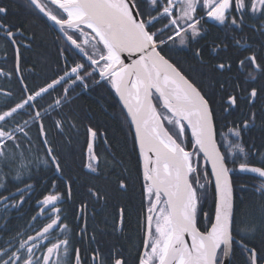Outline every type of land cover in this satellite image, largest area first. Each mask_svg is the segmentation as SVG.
I'll use <instances>...</instances> for the list:
<instances>
[{"label": "snow or ice", "instance_id": "1", "mask_svg": "<svg viewBox=\"0 0 264 264\" xmlns=\"http://www.w3.org/2000/svg\"><path fill=\"white\" fill-rule=\"evenodd\" d=\"M28 3L58 27L70 46L62 54L74 55L71 63L67 55L63 56L62 72L43 86L29 91L24 84L23 98L0 112V188H6L12 179L22 181L25 173L31 175L30 165L36 161H27L22 151L25 142L31 147L30 126L36 125L42 143L47 145L43 120L64 107L70 91L87 90L90 81L95 84L106 81L118 94L135 126V139L143 160V190L148 203L138 264H236L237 251L243 256L242 264H264V243L250 246L246 242L264 229L243 220L237 222L232 182V172L237 169L229 168L227 162L229 155L235 157L237 153L246 160L243 130L251 126L256 114L252 112L249 119L228 128L223 143H218L219 123L224 120V113L238 107V95L229 93L226 98L214 99L210 91L203 92L168 55L177 37L185 45L201 34L198 8L206 9V15L220 24L228 22L242 28L248 13L264 20V0H28ZM6 15L7 9L0 6V17ZM258 30L264 34V27ZM0 32L14 45L18 67L17 36H23V32L19 28L14 31L3 20H0ZM196 55H200L199 50ZM238 65L253 69L247 72L246 79L256 80L257 75L264 78V59L258 60L255 53L240 59ZM231 67V63L216 65L221 71ZM58 87L60 95L42 108L39 101ZM245 91L244 99L249 103L264 95V88ZM216 104L222 108L219 114ZM17 116L27 119L20 122ZM54 124L62 130L63 120ZM165 125L171 126L174 134ZM186 130L191 132L190 151L186 149ZM88 132L94 142L97 132L92 128ZM93 142L87 145L86 167L96 172L99 157ZM222 147L226 150L222 151ZM45 151V159L38 162L61 171L52 148ZM201 161L205 165L210 162L216 190L214 221L204 231L197 226L201 193L206 192V185L212 181L208 180L207 168H202ZM238 170L264 178V167L248 162H240ZM127 187L121 179L118 188L127 190ZM26 188L31 189L32 185L17 188L21 199L13 207L24 203ZM260 189H264V182ZM90 192L101 198L98 192L91 189ZM15 196V192L0 195V204L7 208ZM67 197H71L70 184ZM63 199V194L55 193L39 201L42 206H51L50 222L35 235L18 241V245L5 241L6 246L0 247V264H85L81 250L69 238V225L64 223L61 208L56 206ZM86 208L87 204L81 205V216ZM40 211L43 213L44 208ZM204 215L206 218L207 214ZM124 218L125 209L120 208L118 227H123ZM55 230L63 233V238L50 239ZM86 234L85 222L77 235L83 238ZM90 259L93 264H127L119 252L110 254L106 260L94 250Z\"/></svg>", "mask_w": 264, "mask_h": 264}, {"label": "trees", "instance_id": "2", "mask_svg": "<svg viewBox=\"0 0 264 264\" xmlns=\"http://www.w3.org/2000/svg\"><path fill=\"white\" fill-rule=\"evenodd\" d=\"M6 20L14 27L21 28L28 35H34L32 45L34 51H28L23 55V63L35 72L33 79L30 83L28 82L29 90L36 89L40 84L43 86L45 82L62 72V59L55 52V45L47 27L41 24L39 20L33 19L32 14L26 9L21 10L16 6L9 10ZM4 44L3 41H0V49ZM205 45L201 52L205 64L200 63L192 52H185L187 49H182V47H187V44L181 45L179 37H177L176 43L171 45V50L168 51L172 62L203 92L210 91L214 99L220 100L221 97L226 98L229 93L238 95L239 90H243L247 94L245 90L250 91L252 87L264 88V79L260 80V84L248 83L244 85L241 78L235 77L237 74L235 68L232 69L233 78L228 77L226 71L220 72L214 69L213 64L225 63L224 61L233 57L236 59L237 56H232V54L223 51L213 57ZM70 58L72 60L73 56ZM76 59L79 60L80 57L76 56ZM208 61L211 63H207ZM89 84L94 86L86 92H82L81 88H76L74 92L70 91L69 97H76L60 110L59 113L64 114L59 116L58 120H63L62 131L64 133H57L55 136L54 126L49 124L46 125L45 130L48 141L54 147L56 156L61 160V175L65 181H69L75 203L80 204L82 202L86 195L87 186L96 187L97 192L105 196L104 215L98 219V224L103 227L101 228L102 231H97L96 224L93 223L96 245L102 256L107 259L110 254L119 252L127 260V264H138L137 257L142 251L143 217L147 203L135 139L127 116L111 85L106 81L96 85L90 81ZM221 85L224 87L221 88ZM17 89L19 90V87ZM59 95L58 87L50 96L41 100L40 106L42 108L47 107L46 103L48 104L53 97ZM2 106L5 108L4 103H1L0 107L2 108ZM214 107L218 114L222 112L219 104L214 105ZM262 110H264V95L258 96L253 105L239 99L236 110H231L227 114L224 113V120L219 123V126H224L227 131L234 124L239 125L240 122L249 119L250 113L256 114L251 126L243 130L242 143L248 151L247 162L257 167H264V162H262L264 160V111ZM16 119L22 122L24 117L17 116ZM89 128L97 132V137L101 142V147L97 149V156L102 161L101 170L104 171L105 175L110 176L104 181L83 171ZM34 137L41 144L38 133ZM185 138L187 150H191L192 141L188 130L185 132ZM26 140L27 138H25ZM22 151L27 160L41 159L39 157L40 150H36L37 154L35 155L34 147L24 146ZM228 166L237 169L232 172L235 197L234 212L237 222L243 220L264 229V189H260V184L263 181L256 176L240 172L237 165L234 166L228 162ZM207 171L208 180L211 181L209 170L207 169ZM121 179H124L128 185L127 190L118 188ZM60 183L62 190L67 194L65 182L60 180ZM215 204V189L213 184L209 183L206 185V192L201 193L200 213L197 222L201 231L210 227V223L214 219ZM120 208L125 209V218L121 236L118 237L116 228ZM205 213L207 214L206 218ZM19 226L18 223L15 227ZM246 242L250 243V246L261 245L264 243V231H258L254 237L250 236ZM91 248H94V245ZM257 250L259 251V247ZM235 259L236 264H242L243 256L239 251H237Z\"/></svg>", "mask_w": 264, "mask_h": 264}, {"label": "flooded vegetation", "instance_id": "3", "mask_svg": "<svg viewBox=\"0 0 264 264\" xmlns=\"http://www.w3.org/2000/svg\"><path fill=\"white\" fill-rule=\"evenodd\" d=\"M44 2V0H42ZM0 6L5 7L7 9V15L10 9H14V6L19 7L21 10H27L29 13L32 14L33 19L39 20L41 24L47 27L50 30L51 40L55 45V52L61 56L62 59V67L64 66L63 56H68V61L71 63L70 56L73 54H69L64 52L62 54V50L70 47L66 40L63 38L61 33L55 28L51 23L47 21V19L38 12L34 7L30 6L28 0H0ZM178 11V10H177ZM206 9L201 10L198 8L197 16L201 18L200 21V29L201 34L194 39H190L187 43V47H182L185 52H192L196 55L197 50H199L200 55L196 57L199 59L200 63L205 64V61L201 57V52L203 50V46H206L207 51L209 54L216 57L218 53L226 51L232 56H237L235 59L230 58L225 63H231L232 67L230 70H218L216 65L219 63L213 64V68L220 71V72H227L228 77H232L234 73L232 69L235 68V73L237 78H241L244 85L246 84H253L258 83L260 84V80L264 79L257 75L256 80H248L246 79L247 72L252 71L253 69L250 66L245 68H240L238 65V61L243 59L246 56L252 55L255 53L257 55L258 60L264 59V34L261 33L258 29L264 27V20L261 19L259 15H253L248 13L244 17V24L242 28H237V26L232 25L228 22L225 24H220L218 21H215L209 18L206 15ZM235 14V13H234ZM6 16L0 17V20H3L4 23L11 25L6 20ZM12 29L15 31L16 27L13 25ZM23 32V36H17V44L20 46V57H19V66L17 67L16 62V55L14 51V45L7 41L3 33L0 32V41H3L5 44L0 49V106L1 103L5 101L2 95H7L10 99V102L15 103L20 101L23 98L24 93H22L23 84L29 85L30 81L33 79V74L35 72L32 70L31 67H27L23 62V55L26 54L28 51H34L32 45L34 42V35H28L25 33L21 28H19ZM241 41V44H237L236 41ZM207 41V43H206ZM30 45V46H26ZM207 63H211L208 61ZM23 78V79H21ZM29 82V83H28ZM49 82V81H48ZM46 83V82H45ZM42 84L38 85L40 87ZM96 85V84H95ZM94 86V85H93ZM92 85L89 86L88 89L93 87ZM19 87V90L17 89ZM36 88V89H37ZM87 89V90H88ZM29 90V86H28ZM87 90H83L82 92H86ZM31 91V90H29ZM11 93V95H9ZM243 90H239L238 97L240 100L246 101L244 99L245 94ZM15 97V98H14ZM76 97V96H75ZM75 97L69 98V100L65 103L64 106L69 104ZM257 100V98H256ZM251 102L250 104L253 105L255 102ZM15 101V102H14ZM155 101V100H154ZM41 100L39 101L40 105ZM11 103V104H12ZM47 105V103H46ZM8 106L5 105V108L2 106L0 107V112L7 109ZM61 109H57L51 113L50 117H47L43 120L44 127L47 124L53 125L56 131L55 136L57 133L63 134L64 132L61 129H58L54 121H58V117L64 113H59ZM233 111L236 108L232 109ZM227 114V113H226ZM27 118L26 116H22ZM73 128V123H71ZM29 136L31 137V147L35 149V155L37 154L36 150L39 151V157L41 159L36 160H27V161H36L31 163V175L25 173L23 176L22 181L12 179L7 184L6 188H0V195H9L11 192H15L16 196L15 199H12L8 202L9 206L4 208L2 204H0V247L6 246L5 241H11L14 245H18V241L24 240L29 235H35L37 231L41 230L42 227L50 222L49 220V213L51 206H42L39 201H42L45 195L48 194H55L60 193L65 196V199L60 201L56 206L61 208V216L64 220V223L69 225V238L71 239L74 247H77L81 250V259L85 262V264H93L90 259V256L94 250H98L99 254H101L100 249L96 245V238L92 239V236H95V230L93 223L96 224L97 231H102L103 228L101 225L98 224V219L103 216L104 212L103 209L106 206L105 196L104 194H100L101 198L97 199L95 196L91 195L90 189L92 192H97L96 187L87 186L86 187V195L80 204L75 203V199H73V191L71 188V197H67V194L64 193L62 190V184L60 180L64 181L67 187L69 186V181H65V179L61 175V171H56L54 166L52 165H45L43 163H39L38 161H42L46 157V148L51 147L53 153L55 154V149L51 146L50 142L48 141L47 147L45 144L42 143V136H40L38 143L37 139L34 137L37 131V127L35 124L30 126ZM78 131V130H77ZM34 134V135H33ZM48 139V137H47ZM235 141V137H231ZM90 141V134L88 143ZM87 143V145H88ZM105 143V142H104ZM25 147H29L27 143L24 144ZM101 147V142L98 137L95 139V153H97V149ZM222 150L225 151L226 149L222 147ZM42 152V156H41ZM56 155V154H55ZM60 164L61 160L57 156ZM50 159V158H49ZM235 161V163H233ZM227 162L234 166H238L240 162H247L245 158L237 153V155L231 156L229 155L227 158ZM88 158H85L83 171L85 173L92 174L94 177H99L103 181L109 179L110 176L105 175L104 171L101 170L102 161L99 160V165L96 172H91L87 167ZM249 163V162H248ZM37 166L36 168L34 166ZM141 166V163H140ZM255 166V165H252ZM35 168V169H33ZM141 173L143 178V169L141 166ZM15 173H13V176ZM259 178V177H257ZM64 179V180H63ZM261 181L264 182V178H259ZM25 184H31V189H25L23 200L24 203L18 207H13L14 203H17L20 199V193L17 192V188H25ZM146 199V198H145ZM146 203L147 200H146ZM82 204H87V208L85 209V213L81 216L80 207ZM41 207L44 208V212L41 213ZM119 212V211H118ZM146 214V211H145ZM35 217V219H33ZM145 217V216H144ZM143 217V222H144ZM87 223V234L81 238L77 235L80 228H82ZM20 224L19 227H15L17 224ZM118 237L121 236L123 227L116 228ZM57 238H63V233L59 230H55L51 235L50 239L55 240ZM43 243H47L44 241ZM94 245V248L91 246ZM39 255V251L37 252ZM107 260V259H106Z\"/></svg>", "mask_w": 264, "mask_h": 264}, {"label": "water", "instance_id": "4", "mask_svg": "<svg viewBox=\"0 0 264 264\" xmlns=\"http://www.w3.org/2000/svg\"><path fill=\"white\" fill-rule=\"evenodd\" d=\"M42 15H43V14H42ZM45 18H46V17H45ZM46 19H47V18H46ZM47 21H48L49 23H51L55 28L58 29V27H57L56 25H54V23H53L52 21H50V20H47ZM58 31H59V29H58ZM59 32H60V31H59ZM60 33H61V32H60ZM61 35H62V33H61ZM113 91H114V93H115V90H114V89H113ZM115 95H116V97L118 98L119 103H120L121 107L123 108V111L125 112V114H126L128 120H129L130 126H131V128H132V133H133V136H134V139H135V126L132 124V122H131V118H130V116H128V114H127V110H126V108H124V106H123V102L119 99L118 94L115 93ZM154 102H155V101H154ZM165 126H166V125H165ZM188 132H189V134H190V136H191V132H190V130H188ZM42 138H43V137H42ZM89 142H93L92 139H91V137H90V141H89ZM135 143H136V147H137V151H138L139 160H140V163H141V166H142V169H143V160H142V157L139 155V145H138V142L136 141V139H135ZM93 144H94V150H95V141L93 142ZM46 147H47V145H46ZM201 156H202V154H201ZM202 164H203V167H208L209 172H210V175H211V178H212V184H213L214 189H215L214 177H213L212 174H211V164H210V162H208V163L205 165L204 162L202 161ZM245 173H247V172H245ZM248 174H251V175H253V176L258 177L257 175L252 174V173H248ZM233 190H234V187H233ZM215 193H216V190H215ZM233 196H234V191H233ZM234 210H235V197H234ZM213 221H214V219H213ZM197 226H198V225H197Z\"/></svg>", "mask_w": 264, "mask_h": 264}, {"label": "bare ground", "instance_id": "5", "mask_svg": "<svg viewBox=\"0 0 264 264\" xmlns=\"http://www.w3.org/2000/svg\"><path fill=\"white\" fill-rule=\"evenodd\" d=\"M24 85V84H23ZM3 97H4V99H5V101L3 102L6 106H8L9 104H11V102H10V99H9V97L7 96V95H2ZM226 130H225V127L224 126H222V125H220V126H218V135H217V140H218V143H223V141H222V137H223V135H224V133H226L225 132ZM96 155H97V153H95ZM85 158H88V152H87V150L85 151ZM140 161V160H139ZM35 168L37 167L36 165L34 166ZM35 168H33V169H35ZM242 173H245V172H242Z\"/></svg>", "mask_w": 264, "mask_h": 264}, {"label": "rangeland", "instance_id": "6", "mask_svg": "<svg viewBox=\"0 0 264 264\" xmlns=\"http://www.w3.org/2000/svg\"><path fill=\"white\" fill-rule=\"evenodd\" d=\"M167 127L169 128V130H171L172 132H173V134H174V130L171 128V126H168L167 125ZM185 140H186V138H185ZM186 146H187V142H186ZM186 149H187V147H186ZM190 151V150H189ZM201 165H202V161H201ZM203 168V167H202Z\"/></svg>", "mask_w": 264, "mask_h": 264}]
</instances>
